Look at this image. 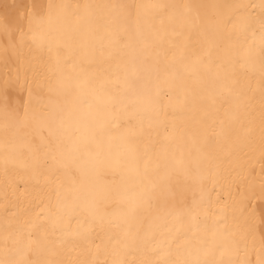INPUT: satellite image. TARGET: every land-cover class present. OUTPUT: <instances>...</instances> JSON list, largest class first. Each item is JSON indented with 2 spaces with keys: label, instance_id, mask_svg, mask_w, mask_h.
Wrapping results in <instances>:
<instances>
[{
  "label": "bare ground",
  "instance_id": "1",
  "mask_svg": "<svg viewBox=\"0 0 264 264\" xmlns=\"http://www.w3.org/2000/svg\"><path fill=\"white\" fill-rule=\"evenodd\" d=\"M37 2L0 0V141L16 133L14 158L0 150V260L264 261V48L247 7L258 0H42L51 49L32 39ZM249 13L257 39L244 43ZM92 93L112 114L97 136L113 152L133 150L141 169L182 162L134 219L98 187L119 177L71 159L72 140L58 147L33 118ZM13 117L22 126L5 131Z\"/></svg>",
  "mask_w": 264,
  "mask_h": 264
},
{
  "label": "snow or ice",
  "instance_id": "2",
  "mask_svg": "<svg viewBox=\"0 0 264 264\" xmlns=\"http://www.w3.org/2000/svg\"><path fill=\"white\" fill-rule=\"evenodd\" d=\"M36 12L28 17L30 27L35 25L36 30L31 32L34 42L41 44L47 43L49 49L53 44L46 40L44 33L45 27H50L53 22V14L51 9L52 4L47 5L48 11L45 12V6L40 2L33 5ZM247 7L259 10V41L264 48V0H258ZM240 32L244 36V43L248 40V34L251 33L253 40L257 39L256 32L253 29V18L249 13L242 14L237 21ZM4 31H8L5 26ZM23 36V34H22ZM89 99L87 95H81L76 99L72 107L54 106L48 113L43 115H34L37 121L39 130L46 131L59 147L60 144L67 139L72 140V148L68 155L71 159H76L81 155L86 159L87 164L93 174H99L101 171H110L114 177L112 182L100 187L104 197H114L121 207V216L123 219H134L138 208L149 204L154 198L157 190L166 189L171 178V173L176 168L181 166L180 161H173L170 164L164 165L163 169L160 165L150 168L145 162L141 169L136 161V155L133 150L126 149L125 151L112 150V138L108 137L107 141L98 138L97 133L103 132L105 124L112 118L110 112L102 111V105L105 103L96 96L91 94ZM7 115V112H6ZM27 116V112H26ZM22 121L13 117L10 122L4 124V129L7 131L10 128L19 129L22 126ZM15 136L12 133V139L5 136L3 141H0V150L6 153L5 163L14 158L15 154ZM88 145H92L90 149ZM82 207L92 214L96 212L95 196L91 201H85ZM73 210H76L73 208ZM0 264H28L27 260L19 262H6L0 260ZM258 264H264V261H258Z\"/></svg>",
  "mask_w": 264,
  "mask_h": 264
}]
</instances>
